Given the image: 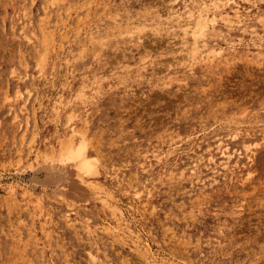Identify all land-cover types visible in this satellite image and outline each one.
<instances>
[{"label": "rangeland", "instance_id": "1", "mask_svg": "<svg viewBox=\"0 0 264 264\" xmlns=\"http://www.w3.org/2000/svg\"><path fill=\"white\" fill-rule=\"evenodd\" d=\"M210 3L0 0V264H264V0Z\"/></svg>", "mask_w": 264, "mask_h": 264}, {"label": "bare ground", "instance_id": "2", "mask_svg": "<svg viewBox=\"0 0 264 264\" xmlns=\"http://www.w3.org/2000/svg\"><path fill=\"white\" fill-rule=\"evenodd\" d=\"M224 1L225 0H211V3L207 6L209 8L210 7L213 8V10L220 9L224 6L223 5V4H225ZM233 1L236 2V4H239L240 0H238V1L233 0ZM242 1H244L245 5L244 6L241 5V6H239V9H237L238 12H240V14L238 12H236V13H238L237 16L240 17L242 15L244 18H246L249 16L250 9H252V5L250 4L251 5L250 6L246 3H252V2H255L256 0H242ZM50 3H51V1H50ZM51 5H52V3H51ZM226 14L229 15L230 13L228 11H226ZM242 20H243L242 18L241 19L237 18V20L234 22L235 23H241ZM178 27L182 30L184 36H186L187 38L192 40V44L194 45L193 47L195 49L193 51L190 50L189 57L191 59H193V54L195 55V53H196L195 50L199 48L198 44L202 40H204L205 37L207 36L208 21H207L206 17L200 13L196 18H192V17L185 18V20H183V24L181 25V27H180V25H178ZM189 42H191V41H189ZM72 133L73 132H71V134ZM88 147H89V145L87 143L86 138H84V137H79L78 135H76V136H73L72 138H69V141L65 144L64 148L60 151V153L55 155L54 161H56L55 163H57L55 165L65 166L68 163L78 162L80 165H82V168L85 169V171L87 173H93L95 170V164H94L95 161H94V157H92V154L89 153ZM221 154H223L224 156L226 155V156L231 157V155H227L226 153H221ZM79 177H80V179H82V176H80V173H79ZM84 182H85V180H84ZM61 196L63 197L64 195L62 194ZM11 197H13V196L11 195ZM11 199H13V198H11Z\"/></svg>", "mask_w": 264, "mask_h": 264}]
</instances>
